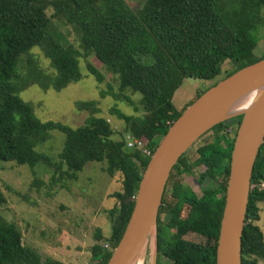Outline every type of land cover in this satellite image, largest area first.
<instances>
[{"label": "trees", "instance_id": "1", "mask_svg": "<svg viewBox=\"0 0 264 264\" xmlns=\"http://www.w3.org/2000/svg\"><path fill=\"white\" fill-rule=\"evenodd\" d=\"M219 2L222 0H147L144 13L138 17L127 10L123 0H0V163L27 166L34 174L38 166L50 167L51 186L62 181L77 182L89 163H105L110 177H123L121 192L112 195L115 206L107 212L111 235L106 238L98 229L92 264H107L122 239L151 157L138 150L128 151L124 140H113L114 131L105 120L91 119L77 129L40 121L13 84L19 60L39 48L58 71L57 86L82 77L80 57L87 60L94 56L108 71L119 73L122 89L139 93L147 114L142 125L126 118L131 123L129 129L135 137L144 138L155 153L159 147L156 140L163 139L186 109L220 82L225 63L233 66L228 78L264 59L256 52L258 44L250 21L253 17L245 9L223 10ZM258 2L264 6V0ZM48 10H53L52 17ZM54 19L74 29L82 53L63 43ZM140 53L151 54L154 63L140 64L136 58ZM87 70L100 75L91 64ZM186 80L212 86L200 89L194 101L178 111L173 96ZM241 120L242 117L233 118L213 128L205 135H210V141L194 149L205 136L202 137L174 167L158 217V264H217L231 155ZM52 131L65 136L59 163L37 150L50 139ZM192 152L197 159L193 160ZM200 167L205 172L196 177ZM181 176L196 177L202 186V197L185 187ZM213 181L219 184L215 190L205 185ZM263 184L264 144L252 176L242 264L264 261V236L257 224L259 205L264 203ZM186 207L190 210L184 218ZM196 237L206 239L210 245L198 243ZM104 242L109 249L103 247ZM0 264L63 263L43 261L35 249L24 246L20 229L0 215Z\"/></svg>", "mask_w": 264, "mask_h": 264}, {"label": "rangeland", "instance_id": "2", "mask_svg": "<svg viewBox=\"0 0 264 264\" xmlns=\"http://www.w3.org/2000/svg\"><path fill=\"white\" fill-rule=\"evenodd\" d=\"M123 1L127 10L138 17L146 9L147 0ZM218 6L227 11L245 9L248 16L253 17V21L249 20L254 25L252 33L258 44L256 52L262 57L264 6H260L258 0H222ZM53 13V10L47 12L50 17ZM54 26L65 45L80 50L78 35L71 26L59 19H54ZM59 34L57 36L60 37ZM136 58L144 66L154 63L151 54L140 53ZM79 61L82 77L57 86V69L39 48L34 49L20 58L13 84L19 90L21 99L32 107L34 115L42 122L52 121L77 129L87 125L91 119L105 120L114 131L113 140H124L127 150L129 144L135 143H138L137 149H144L146 140L135 137L129 129L131 123L126 120L131 119L137 125L145 122L147 114L141 104L142 96L131 88L122 89L121 75L108 71L94 56L87 60L80 57ZM88 64L100 75L89 73ZM223 70L218 81L224 80L233 66L227 62ZM211 86L212 83L208 82L186 80L173 96L174 106L178 111L184 110L194 101L200 89ZM234 135L235 131L231 133V138ZM209 136H205L194 149L209 142ZM162 140L158 138L156 141L160 145ZM64 143L65 136L59 131H52L50 139L37 150L54 163H59ZM131 150L135 148L128 151ZM190 155L193 160L198 157L194 152ZM105 168V163H89L79 173L77 182L62 181L51 186L53 169L50 167L38 166L34 174L27 166L0 163V215L20 229L24 246L35 249L43 261L53 259L63 264H92V248L97 244L98 229L106 238L111 235L112 224L106 212L115 205V200L109 198L122 190L121 174L110 177ZM204 172V167L198 168L196 177ZM196 177L181 176V181L200 198L202 186ZM205 185L215 190L219 184L213 181ZM167 200L172 201L170 196H167ZM259 207L260 221L257 224L264 236V203ZM189 210L187 207L184 209V218ZM196 239L198 243L210 245L202 237ZM102 245L109 249L106 242ZM154 251L155 241L151 237L133 264H152ZM260 264H264V261L260 260Z\"/></svg>", "mask_w": 264, "mask_h": 264}, {"label": "water", "instance_id": "3", "mask_svg": "<svg viewBox=\"0 0 264 264\" xmlns=\"http://www.w3.org/2000/svg\"><path fill=\"white\" fill-rule=\"evenodd\" d=\"M264 82V59L245 67L205 92L171 126L140 181L135 205L107 264H133L151 237L152 264H158L157 224L174 167L213 128L242 117L231 155L230 174L217 245V264H242V241L254 167L264 144V90L241 115L226 117L234 101Z\"/></svg>", "mask_w": 264, "mask_h": 264}, {"label": "bare ground", "instance_id": "4", "mask_svg": "<svg viewBox=\"0 0 264 264\" xmlns=\"http://www.w3.org/2000/svg\"><path fill=\"white\" fill-rule=\"evenodd\" d=\"M264 90V82L258 84L256 87L251 89L247 94L240 97L232 103L226 117H232L241 115L246 112L255 103L259 94Z\"/></svg>", "mask_w": 264, "mask_h": 264}, {"label": "built area", "instance_id": "5", "mask_svg": "<svg viewBox=\"0 0 264 264\" xmlns=\"http://www.w3.org/2000/svg\"><path fill=\"white\" fill-rule=\"evenodd\" d=\"M137 144L138 143H135L134 145L129 144L128 145L129 146L128 148L129 149L130 148H135V150L141 151L144 156L152 157L154 155V153H152L147 146L144 149H141V150L137 149L138 148V145ZM261 188H264V184L261 186Z\"/></svg>", "mask_w": 264, "mask_h": 264}, {"label": "crops", "instance_id": "6", "mask_svg": "<svg viewBox=\"0 0 264 264\" xmlns=\"http://www.w3.org/2000/svg\"><path fill=\"white\" fill-rule=\"evenodd\" d=\"M257 55H258V53H257ZM109 199H114V198L111 196ZM114 200H115V199H114ZM115 203H116V200H115ZM114 206H115V205H114ZM114 206H113V207H114ZM113 207H112V208H113ZM112 208H111V209H112ZM111 209H109V210H111ZM109 210H107V212H108ZM107 212H106V214H107Z\"/></svg>", "mask_w": 264, "mask_h": 264}]
</instances>
